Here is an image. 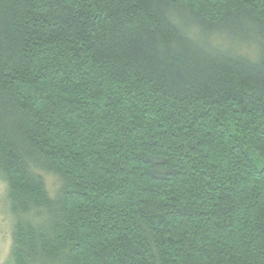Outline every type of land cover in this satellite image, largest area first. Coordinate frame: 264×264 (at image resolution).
<instances>
[{
  "label": "trees",
  "instance_id": "trees-1",
  "mask_svg": "<svg viewBox=\"0 0 264 264\" xmlns=\"http://www.w3.org/2000/svg\"><path fill=\"white\" fill-rule=\"evenodd\" d=\"M0 179L14 264H264V0H0Z\"/></svg>",
  "mask_w": 264,
  "mask_h": 264
},
{
  "label": "rangeland",
  "instance_id": "rangeland-1",
  "mask_svg": "<svg viewBox=\"0 0 264 264\" xmlns=\"http://www.w3.org/2000/svg\"><path fill=\"white\" fill-rule=\"evenodd\" d=\"M50 194L56 188V180L51 174L45 175ZM6 184L0 179V264H14L11 259L12 215L6 201Z\"/></svg>",
  "mask_w": 264,
  "mask_h": 264
}]
</instances>
